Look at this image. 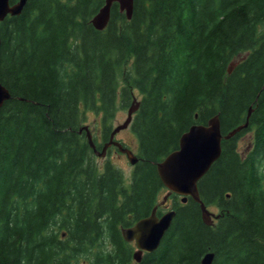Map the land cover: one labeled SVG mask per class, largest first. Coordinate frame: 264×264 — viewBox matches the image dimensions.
Instances as JSON below:
<instances>
[{
  "label": "trees",
  "instance_id": "1",
  "mask_svg": "<svg viewBox=\"0 0 264 264\" xmlns=\"http://www.w3.org/2000/svg\"><path fill=\"white\" fill-rule=\"evenodd\" d=\"M104 2L28 0L0 22L11 94L0 108V264H200L208 252L211 264H264V0H134L130 20L113 3L97 30ZM136 92L138 162L126 185L79 128L88 111L99 116L101 149L107 120ZM249 108L198 182L217 220L206 225L194 200L171 194L170 228L135 262L120 228L160 201L155 163L191 125L219 113L225 135Z\"/></svg>",
  "mask_w": 264,
  "mask_h": 264
},
{
  "label": "water",
  "instance_id": "2",
  "mask_svg": "<svg viewBox=\"0 0 264 264\" xmlns=\"http://www.w3.org/2000/svg\"><path fill=\"white\" fill-rule=\"evenodd\" d=\"M27 2L28 0H0V22L8 16L19 15ZM113 3L118 4L119 11L125 15L126 19L130 20L132 18L134 0H105L104 5L91 19V24L95 29L103 30L106 28L110 20ZM235 64V62H231L228 67L229 73ZM10 96L9 90L0 83V108ZM137 108L138 103L129 107L127 118L123 123L112 129L109 141L103 145L100 151L96 149L88 125H82L79 128V133L85 131L89 146L98 156H105L107 147L114 145L124 152L129 162L134 165L138 161L137 156L128 148L123 147L120 142L114 140V136L128 126L132 114ZM250 113L251 108L248 109L246 122L225 135L221 132L219 113L210 117L206 124L195 123L182 133L178 147L155 163L157 175L164 187L168 189V192L163 196L162 204L166 201L168 195L174 192L181 196V202L185 203L190 197L199 205L202 221L206 225H211L213 219L219 217L218 214L210 211L202 201L198 182L220 157L222 139H229L246 128ZM157 207L158 205H155L148 216L140 218L130 226L120 228L122 239L125 242H134L135 244L136 249L132 256L136 262L141 260L143 253H151L158 249L176 214L174 209H170L158 215ZM213 257V252L206 253L200 264H211Z\"/></svg>",
  "mask_w": 264,
  "mask_h": 264
},
{
  "label": "rangeland",
  "instance_id": "3",
  "mask_svg": "<svg viewBox=\"0 0 264 264\" xmlns=\"http://www.w3.org/2000/svg\"><path fill=\"white\" fill-rule=\"evenodd\" d=\"M139 99V95L136 92V96L132 98V102L137 101ZM118 103V102H117ZM127 107H122L120 103H118L117 110L115 112L114 118L111 120H107L106 125L110 126L111 129L118 124H121L124 122V120L127 117ZM82 125H88L90 132L92 134L93 140L95 144L101 143L102 141V133L105 126L102 125V120L99 116H96V114L92 111L87 112V116L85 121ZM85 134V131H83ZM249 133L244 134L239 139V151L243 152L245 149H247V145L249 142ZM118 141L124 143L126 146H128L132 152L135 154L137 153V145L138 141L135 136V134L132 132L131 128L128 127L125 130L120 131L118 134H116L115 137ZM250 148V147H249ZM95 155V154H94ZM95 160L97 164L102 167L104 163L110 162L114 166H116L118 169H120L123 173L125 184L128 185L131 180V174L133 171V165L129 162L127 156L118 151L115 148H111L105 156H97L95 155ZM166 193V190H163L160 195L159 199L161 200L163 195ZM167 206L162 209V211H165L166 209L170 208L172 206V199H167L166 201ZM209 209L213 212H217V208L215 205H212L209 207Z\"/></svg>",
  "mask_w": 264,
  "mask_h": 264
},
{
  "label": "flooded vegetation",
  "instance_id": "4",
  "mask_svg": "<svg viewBox=\"0 0 264 264\" xmlns=\"http://www.w3.org/2000/svg\"><path fill=\"white\" fill-rule=\"evenodd\" d=\"M116 137V136H115ZM111 148H115L114 146H111L110 148H108V149H111ZM116 149V148H115Z\"/></svg>",
  "mask_w": 264,
  "mask_h": 264
}]
</instances>
